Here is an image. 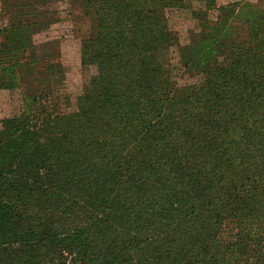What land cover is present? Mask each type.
Listing matches in <instances>:
<instances>
[{"label": "trees", "instance_id": "trees-1", "mask_svg": "<svg viewBox=\"0 0 264 264\" xmlns=\"http://www.w3.org/2000/svg\"><path fill=\"white\" fill-rule=\"evenodd\" d=\"M76 1L97 26L63 115L41 0L1 2L0 90L23 105L0 121V264H264V6L205 0L185 47L164 16L182 0Z\"/></svg>", "mask_w": 264, "mask_h": 264}, {"label": "rangeland", "instance_id": "rangeland-1", "mask_svg": "<svg viewBox=\"0 0 264 264\" xmlns=\"http://www.w3.org/2000/svg\"><path fill=\"white\" fill-rule=\"evenodd\" d=\"M41 0L37 5L39 13L45 14L49 25L39 28L34 34L37 58L44 65H54L55 76L48 78L51 85V98L45 105L55 109L58 114H65V97L78 94L83 88V76L80 63L81 41L93 37L96 33V19L84 14L76 0ZM181 7L166 10L168 28L177 34L182 46L196 43L201 35L204 22L215 21L219 11L210 9L205 0H182ZM0 0V9H1ZM235 2L251 3L264 6V0H217L218 5ZM263 9V8H261ZM9 23L8 18L0 16V28ZM235 38L224 43L221 61L227 58V51L234 44L248 41V28L242 18H235L233 23ZM188 71L177 77L182 83L192 79ZM23 101L21 92L0 90V121L21 113Z\"/></svg>", "mask_w": 264, "mask_h": 264}]
</instances>
